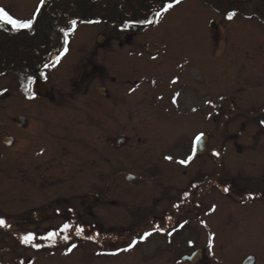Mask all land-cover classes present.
Segmentation results:
<instances>
[{
  "label": "rangeland",
  "instance_id": "rangeland-1",
  "mask_svg": "<svg viewBox=\"0 0 264 264\" xmlns=\"http://www.w3.org/2000/svg\"><path fill=\"white\" fill-rule=\"evenodd\" d=\"M36 1L0 0V6L16 9L26 4L32 8ZM227 9L212 7L207 0H183L173 4L167 12L163 8L161 15L155 17L157 22L148 28L150 33L162 34V78L166 82L171 78L170 85L183 90L182 103L176 98L170 100L168 96H162V104L165 100L170 104L167 108L162 105V201L159 199V176L154 179L152 173L155 172L151 169L159 154L141 153L140 148L150 145L147 141L150 133L144 114L136 111L131 133L134 137L130 144L137 151L128 158L125 154L119 155L118 162L126 167L119 171L118 180L109 176L111 184L105 180L97 189L101 194V205L92 210L88 208L90 212L86 219L78 217L85 222L88 235L100 239L99 244L84 242L72 228L51 239L43 233L50 227L60 226L65 221L64 212H70L65 207L71 205L68 201L73 196L95 191L94 185L89 181L81 186L69 184L63 186L64 191H58L62 187L55 186L54 193L62 192L58 195L20 182L9 164L4 174L6 185L0 186L4 188L0 195V213L8 217L12 225L0 229V264H193L184 262L181 257L195 248L205 251V260L198 264H243L250 256L255 257L254 264H264V242L258 239L256 218L234 197L244 193L240 178L255 175L254 158L244 159L234 147L237 143H244L248 151L256 147V124L249 118H242L241 112H249L264 98V17L249 15L244 7L236 8V15L229 20L227 16L231 12ZM106 27L83 25L73 33L80 39L89 34L121 32L118 25ZM207 100L214 104L207 106ZM224 102L230 104L232 110L225 109ZM202 106L209 107V112L206 108L200 112L197 107ZM135 107L139 105L136 103ZM207 112L211 116H206ZM173 117L176 118L171 121ZM242 125H246L245 128ZM200 130L209 136V151L199 156L191 155L194 137ZM175 143L187 154H177ZM213 152H220L222 156L219 165ZM168 156L172 159H165ZM189 156L193 159L187 164L179 163ZM77 160L82 161L80 155ZM109 161L103 154V166H109ZM219 167L222 169L218 170ZM129 172L137 174L134 180L126 179ZM206 174L212 179L215 177V182H210L208 195L199 198L204 207L184 212L185 201H181L179 209L182 211L178 213L173 202L164 195L170 191L179 193L180 188H187L197 175L199 180ZM204 185L206 188L205 182ZM223 188H228L230 194ZM45 194L58 195L53 198V205L64 206V212L57 214V208H52L56 215H45L39 223L32 217H16L45 203L48 199ZM158 210L162 211L161 221L167 213L173 219L170 230L161 231L156 226L146 231L145 223L135 224L138 216L146 215V211ZM151 219L158 220L153 216ZM202 220L208 226L201 223ZM186 221L188 224L181 230ZM117 227L119 232L115 233L113 229ZM141 230L145 231L139 233ZM145 232L152 235L141 239ZM24 233L34 234V239L23 243L21 235H26ZM72 245L76 247L69 252ZM97 251L99 255H95Z\"/></svg>",
  "mask_w": 264,
  "mask_h": 264
},
{
  "label": "flooded vegetation",
  "instance_id": "flooded-vegetation-1",
  "mask_svg": "<svg viewBox=\"0 0 264 264\" xmlns=\"http://www.w3.org/2000/svg\"><path fill=\"white\" fill-rule=\"evenodd\" d=\"M151 5L149 0H45L40 13L36 12L40 0L32 8L26 4L16 9L0 6L15 19H34L31 30L19 31L0 20V186L6 185V166L12 164L10 169L15 177L36 189L40 187L54 193L55 186L62 187L58 191H64L63 186H81L88 181L96 187L95 191L73 196L68 201L72 202L71 205L65 206L70 212H64V206L53 205V198L62 193L57 191L54 194L58 195L45 194L49 199L45 203L35 205L24 214H17L18 218L32 217L39 223L45 215H56L52 208H57V214L64 212L65 221L57 228L50 227L43 233L64 232L63 225L72 220L73 230L77 226L83 229L81 238L84 242L99 244L100 239L88 235L85 222L78 220V217L86 219L90 212L88 208L92 210L101 205V194L97 189L105 180L111 184L108 182L109 176L118 180L119 171L122 172V168L126 167L118 162L119 155L122 153L128 158V155L137 151L130 144L134 137L131 133L134 131L136 111L144 114L147 119L146 129L150 133L147 139L150 145L138 148L142 149L141 153L159 154V160L151 169L155 172L152 173L153 178L159 176V199L162 201V105L165 104L166 108L170 106L168 100L162 104V96H168L170 100L176 98V101L182 103L183 90L170 85L171 78L168 82L162 78V34L150 33V24L139 23L144 19L150 20ZM153 6L162 10V4ZM155 17L156 14L153 20ZM72 20L77 22L75 26L71 25ZM108 24L118 25L121 32L89 34L80 39L75 38L73 33L83 25L106 27ZM57 59L58 63L55 62ZM39 72H43L47 79H36ZM29 77L34 80L31 84ZM208 101L207 106L214 104ZM136 103L138 108L135 107ZM223 104L225 109L232 110L230 104ZM204 108L197 107L200 112ZM208 112L206 116H211ZM241 114L242 118H249L256 124V147L248 151L244 143H237L234 148L244 159L254 158L255 175L241 177L239 181L244 193L242 196H233L243 202L247 212L254 215L258 239L264 242V124L260 123L264 120V98L249 112ZM200 133L206 136V148L198 151L194 142L191 155L199 156L209 151V136L203 130ZM177 143L175 152L179 155L186 153L183 148L176 146ZM103 154L110 160L109 166H103ZM78 155L82 161L77 160ZM214 158L219 165L221 154ZM221 169L219 167L218 170ZM135 174L129 172L125 177L134 180L137 176ZM214 179L206 174L198 180L197 175L187 188H180L179 193L170 191L164 197L173 202L178 213L182 211L179 209L181 201H185L184 212L198 211V208L204 207L199 198L208 195V187L211 186L210 182L214 184ZM3 191L4 188H0V195ZM152 216L158 220H149ZM160 216V210L146 211V215L138 216L135 224L141 226L145 223L148 227L146 231L156 226L163 231L170 230L174 221L169 213L164 221L159 219ZM0 219L6 225L7 221L12 225L11 220L2 213ZM188 222L182 225L186 226ZM201 223L208 226L205 220ZM3 228L0 226V229ZM117 228L113 229L115 233L119 232ZM199 249L202 248L184 253L181 259L193 264L204 261L205 258L194 263L183 258Z\"/></svg>",
  "mask_w": 264,
  "mask_h": 264
},
{
  "label": "snow or ice",
  "instance_id": "snow-or-ice-1",
  "mask_svg": "<svg viewBox=\"0 0 264 264\" xmlns=\"http://www.w3.org/2000/svg\"><path fill=\"white\" fill-rule=\"evenodd\" d=\"M175 3H176V4H179V3H180V0H175ZM44 5H45V0H40V7H38V8L36 9V12H37V13H40V12L42 11V7H43ZM162 7H163V5H162ZM172 7H173V4H172V3H169V4L167 5V7H164V11L167 12V11H168L169 9H171ZM160 15H161V13H160L159 11H157V12H156V16H160ZM235 15H236L235 12H231V13L228 14L227 18H228L229 20H232L233 17H234ZM0 20H2L5 24H10V25H12L13 29H15V30H17V31H19V30H21V29H28V30H31V29L33 28V24H34V19H32V18H30V19H26V20L15 19V18H13L11 15H9L8 12H6L3 8H0ZM156 22H157V21H154V20H148V19H144V20H142V21H139V23H141V24H153V23H156ZM76 23H77V22H76L75 20H72V21H71V25H72V26H75ZM125 27H129V25H125ZM55 62L58 63V59H57V61H55ZM48 66H49V65H45V67H48ZM40 77H43L44 79H47V77L45 76V74H44L43 72H39V73H38V76L36 77V79H39ZM28 79H29V83H30V84L34 82L33 77H29ZM260 123L264 124V120H262ZM203 136H204V133H200V134H198V135L195 137V142H199ZM213 155H215V156H219L220 153H218V152H213ZM165 159L171 160L172 157H171V156H168V157H165ZM192 159H193V156H189V157L187 158V160H181V161H179V163H180V164H187V163H188L189 161H191ZM224 191H225V192H228L229 189H228V188H225ZM0 226L7 227L8 225H6V223H5V221H4L3 219H0ZM71 227H73V226H71V225H69V224H64V225H63V228H62V231H67V230H69ZM181 227H183V225H181ZM74 230H75V232H76L77 235H80V234L83 232V229L80 228V227H75ZM160 230L163 231L162 228H161ZM170 234H171V233L169 232V235H170ZM55 235H57V234H56V233H50L49 236H48V238L51 239V238H52L53 236H55ZM150 235H152L151 232H145V233L143 234V236L141 237V239H145V238H147V237L150 236ZM21 239H22V242H23V243L27 244V243L31 242V241L34 239V234H26V235H24ZM64 239L67 240L68 237H65ZM88 239H91V237H88ZM75 247H76V245H72V246L68 249V251L71 252L72 249L75 248ZM130 247H131V245H130ZM128 250H130V248H129V249H124V251H128Z\"/></svg>",
  "mask_w": 264,
  "mask_h": 264
},
{
  "label": "trees",
  "instance_id": "trees-1",
  "mask_svg": "<svg viewBox=\"0 0 264 264\" xmlns=\"http://www.w3.org/2000/svg\"><path fill=\"white\" fill-rule=\"evenodd\" d=\"M149 1H151L152 4L150 6L151 7L150 9L152 10L151 16L149 17L150 20H153V15L156 14L157 11H159L158 9L154 8L153 4H162L163 5L162 9L166 7L169 3L176 4L175 0H149ZM181 1L183 0H180V2ZM207 1L210 3L212 7L221 6V8H228L227 12H235L236 8L238 9L245 7V10L249 12V15H255L261 18L264 17V0H207ZM230 7H234V8L229 9ZM8 223L9 222L7 221V225H9ZM65 224H69L72 226L73 221L71 220V223L66 222ZM54 233L58 235L62 232H54ZM24 234H28V233H24ZM22 236L23 235H21V238Z\"/></svg>",
  "mask_w": 264,
  "mask_h": 264
},
{
  "label": "water",
  "instance_id": "water-1",
  "mask_svg": "<svg viewBox=\"0 0 264 264\" xmlns=\"http://www.w3.org/2000/svg\"><path fill=\"white\" fill-rule=\"evenodd\" d=\"M196 148L199 151H203L206 148V136L204 135L201 140L199 142H196ZM203 250L199 249L197 251H195L193 254L191 255H185L183 258L186 260H190L194 263L198 262L199 260H201L203 258ZM255 262V257L254 256H250L248 257L243 264H254Z\"/></svg>",
  "mask_w": 264,
  "mask_h": 264
}]
</instances>
